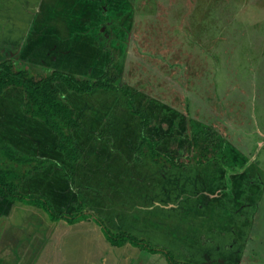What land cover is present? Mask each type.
Instances as JSON below:
<instances>
[{
    "label": "rangeland",
    "instance_id": "rangeland-1",
    "mask_svg": "<svg viewBox=\"0 0 264 264\" xmlns=\"http://www.w3.org/2000/svg\"><path fill=\"white\" fill-rule=\"evenodd\" d=\"M6 59L35 77L108 71L118 86L63 93L84 121L76 137L88 164L71 167L75 187L55 135L21 113L22 90L0 98V141L27 159L10 165L23 174L20 190L66 212L81 192L111 229L147 236L181 260L264 264V0H0ZM127 87L180 166L136 151L140 119L128 114ZM194 135L209 149L192 148ZM14 202L3 215L0 196V235L39 228ZM129 248L116 251L128 263L171 264L162 252Z\"/></svg>",
    "mask_w": 264,
    "mask_h": 264
},
{
    "label": "trees",
    "instance_id": "trees-1",
    "mask_svg": "<svg viewBox=\"0 0 264 264\" xmlns=\"http://www.w3.org/2000/svg\"><path fill=\"white\" fill-rule=\"evenodd\" d=\"M118 86L115 79L107 71L94 80L83 79L73 73L61 69H54L45 76L35 77L29 69L16 66L9 59L0 60V98L6 95L10 89H21L23 100L20 104L21 113L35 122H40L50 132L55 135V150L61 155V171L75 187L76 179L71 173V167L76 165L80 169L87 166L86 158L80 156V148L77 144L75 132L82 127V121L77 107L63 97L64 91H69L75 95H86L98 91H116ZM125 103L132 114L140 119L139 146L136 151L139 155L146 151V154L154 161L159 162L160 158L166 159L169 166H180L175 163V155L163 147H160L164 138L149 134L153 118L150 112L144 107H137L135 94L127 87L123 89ZM180 137L172 135L174 143ZM192 148L209 149V144L201 143V139L194 135L190 139ZM201 143V144H200ZM85 157V156H84ZM27 159L19 155L13 146L7 141H0V196L3 200L17 201L24 205L34 206L45 211L50 220H63L70 225L81 221L91 220L97 223L104 233L107 241L117 247L131 245L140 250L158 253L162 252L171 264H197L189 259L181 260L177 258L175 252L169 248H161L155 245L147 236H139L126 229L115 231L111 229L98 212L93 208L87 207L88 202L83 198L81 192L77 193L76 198L72 199L69 212L55 208L53 201L46 194L31 193L20 190L23 174L15 171L12 163L24 165ZM86 163V166L82 165ZM82 163V164H81ZM69 165V167H67Z\"/></svg>",
    "mask_w": 264,
    "mask_h": 264
},
{
    "label": "crops",
    "instance_id": "crops-1",
    "mask_svg": "<svg viewBox=\"0 0 264 264\" xmlns=\"http://www.w3.org/2000/svg\"><path fill=\"white\" fill-rule=\"evenodd\" d=\"M128 114L132 116L129 110ZM76 132L75 136H77ZM82 165L86 166V163ZM5 202L7 210L1 212L9 216L12 214L15 202L6 200ZM20 204L21 209L29 208L27 210L32 214L35 223L40 226L36 228L26 225L25 230L24 227L4 228L0 235V264H135L137 262L131 258V263H128L130 261L128 255L124 260L122 252H116L124 246L111 245L100 226L94 221H81L74 225L63 220L52 221L42 209ZM125 247L134 250L129 253L135 252L138 255L136 252L138 248L131 245Z\"/></svg>",
    "mask_w": 264,
    "mask_h": 264
}]
</instances>
